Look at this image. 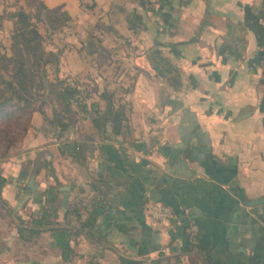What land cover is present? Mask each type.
<instances>
[{"label": "crops", "instance_id": "1", "mask_svg": "<svg viewBox=\"0 0 264 264\" xmlns=\"http://www.w3.org/2000/svg\"><path fill=\"white\" fill-rule=\"evenodd\" d=\"M43 1L66 10L77 30L59 67L69 66L65 75L78 84L94 85L97 98L107 92L115 107L123 105L130 132L115 136L109 123L99 131L88 118L83 124L91 134L78 139L92 153L84 164L70 157L72 172L55 167L60 187L72 185L60 216L78 186L87 192L92 170L119 181L109 211L71 240L76 255L66 263L48 246L47 232L38 243L21 244L17 237L15 215L42 209L48 174L33 192L15 178L10 157L0 164L7 178L0 194V264H89L92 255L97 264H118L121 254L144 264H200V252L190 249V224L225 264H264V202L249 204L264 196L260 0ZM133 10L144 18L136 30L125 19ZM96 21L104 30L92 32ZM79 131L75 127V138ZM119 143L131 156L128 167L120 163ZM51 145L49 154L62 156L58 143ZM151 200L166 201L175 217L150 219L144 203Z\"/></svg>", "mask_w": 264, "mask_h": 264}, {"label": "trees", "instance_id": "2", "mask_svg": "<svg viewBox=\"0 0 264 264\" xmlns=\"http://www.w3.org/2000/svg\"><path fill=\"white\" fill-rule=\"evenodd\" d=\"M86 3L81 2L84 4L83 7L89 6ZM5 13V16L13 22L10 34L11 48L10 54L0 52V60L7 63L12 62L14 72L9 75L0 72V83L2 84L0 85V126L6 127L8 123L17 122L26 108L30 107L31 110L40 112L45 120L47 119L56 126L54 142L58 143L59 152L68 153L73 160L83 164L87 160L85 152L88 142L73 136L78 118H90L99 131H105V123H109L110 131L115 136L125 137L129 134L130 131L124 124L126 116L123 105L118 104L115 107L107 92L102 93L105 99L102 111L98 108L97 100H91L89 104H86L83 100L85 96L82 94L84 89L76 83L77 81L69 82L58 74L61 50L44 47V36L39 31L38 22H44L50 34L67 23L70 16L66 10L60 5L49 7L43 0H26L24 6L5 11ZM255 16L264 22V0H260L256 7ZM125 19L129 28L135 30L138 23L144 20L143 14L135 10L127 13ZM260 57L263 63L262 75H264V46L260 50ZM51 67L52 77L49 75ZM13 75L16 76V83H14ZM36 81L41 88V92L38 93L31 91L30 87ZM261 82H264V77H261ZM49 97L56 100L60 107L61 117L55 115L48 118L43 103ZM35 99L39 102L33 106ZM73 105L76 108H72ZM79 112L82 113L81 116L78 115ZM101 150L105 151L104 148ZM117 151L120 163L128 167L131 156L127 152V147L119 143ZM22 176L20 173L18 179ZM116 177L114 173L104 174L103 171L92 170L87 182V192L83 186H78L77 194L67 200L65 210L60 216L58 211L63 204L64 194L72 190V185L68 190L63 189L54 174L48 173L44 178L45 186L40 192L42 209L30 212L27 217H22L20 214L15 215L17 237L20 243H38L42 236L41 233L47 232V244L57 251L59 261L70 262L76 255L71 240L80 233L87 234L93 229L99 217L111 208V194L119 185ZM6 183L7 178L0 171V194ZM22 188L33 192L35 190L27 183H24ZM160 201L168 204L166 201ZM188 227L189 225L187 229ZM186 233L191 238L190 249L199 251L202 256L200 264H225L224 257L216 255L212 246L198 241L196 231L191 235L187 230ZM96 257L92 255L89 258V264H97ZM174 257L178 261L179 253ZM144 261V258L124 254L118 257V264H144Z\"/></svg>", "mask_w": 264, "mask_h": 264}, {"label": "rangeland", "instance_id": "3", "mask_svg": "<svg viewBox=\"0 0 264 264\" xmlns=\"http://www.w3.org/2000/svg\"><path fill=\"white\" fill-rule=\"evenodd\" d=\"M25 3L26 0H0V14H4L0 15V52L10 54L11 48L10 34L13 28V22L5 16V11L17 9L18 7L24 6ZM82 3H86L90 6L91 1H84ZM103 26L104 23L100 24L99 21H96L92 27V32H100L101 29L104 30L105 27ZM38 28L44 36L43 45L46 49L61 50L60 60L63 56L65 43H72V41H70L71 38L73 39L77 36L76 26L70 20L63 24L59 30L52 31L50 34H48L49 30L44 22H38ZM103 35H105V33H103ZM87 36H89V33ZM119 39L123 40V38ZM68 59H72V57L66 60ZM6 63L7 62H4V60H0V72L7 75L13 74V63ZM68 67L69 66H66L64 69L59 67L58 74L69 82H75L76 80L70 74L67 73V75H65V73L68 72ZM49 75L50 77L53 76L52 67L49 68ZM15 77L16 76L13 75L14 83H16ZM0 85L2 86L1 83ZM79 86L84 89L82 94L85 96L83 100L86 104H89L91 100H97L98 105L105 103L103 98H97V96L91 93V89L94 88V85L88 81L84 80ZM30 87L31 91L35 93L41 92V88L37 85V81ZM86 93L89 94L87 95ZM38 102L39 100L35 99L32 105L35 106ZM43 108L46 110L48 118L55 115L58 117L62 116L60 107L52 97H49L43 103ZM72 108L76 107L73 105ZM78 115L81 116L82 113L79 112ZM87 120L88 118H78L76 120L74 128L76 127V130L80 129L77 135L79 137L77 138H82L80 136H83V138L86 139V137L91 134L87 126L83 124V122ZM3 128H5V130H2ZM55 130H57L56 126L51 124L47 119L45 120L40 112L31 110L30 107L26 108V111L21 114L17 122L13 124L8 123L6 127L0 126V164L10 157V163L15 167V178L18 179V175L21 173L23 176L20 179L24 182H28L30 176H33L34 185L35 181L38 182L48 173L54 174L55 167L64 172H72L73 169L70 162L71 156L68 153H63L60 157L57 156L58 154H55V159L52 154H49L50 146L54 143ZM92 151V146L88 144L85 152L86 155L91 154ZM57 158L61 159L57 161ZM63 159H65V161H63Z\"/></svg>", "mask_w": 264, "mask_h": 264}, {"label": "built area", "instance_id": "4", "mask_svg": "<svg viewBox=\"0 0 264 264\" xmlns=\"http://www.w3.org/2000/svg\"><path fill=\"white\" fill-rule=\"evenodd\" d=\"M144 212L150 219L159 222H167L175 217L173 208L160 200L146 202ZM187 231L190 235L193 234L196 231V225L190 224Z\"/></svg>", "mask_w": 264, "mask_h": 264}, {"label": "water", "instance_id": "5", "mask_svg": "<svg viewBox=\"0 0 264 264\" xmlns=\"http://www.w3.org/2000/svg\"><path fill=\"white\" fill-rule=\"evenodd\" d=\"M27 185L30 188L35 189V185L33 184V176H30V178L27 182ZM261 202H264V196L250 201L249 204H257V203H261Z\"/></svg>", "mask_w": 264, "mask_h": 264}]
</instances>
